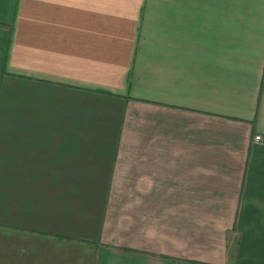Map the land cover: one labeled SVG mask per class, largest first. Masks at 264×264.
<instances>
[{
  "label": "crops",
  "instance_id": "0c3cea01",
  "mask_svg": "<svg viewBox=\"0 0 264 264\" xmlns=\"http://www.w3.org/2000/svg\"><path fill=\"white\" fill-rule=\"evenodd\" d=\"M0 264H264V0H0Z\"/></svg>",
  "mask_w": 264,
  "mask_h": 264
},
{
  "label": "built area",
  "instance_id": "2783aa9c",
  "mask_svg": "<svg viewBox=\"0 0 264 264\" xmlns=\"http://www.w3.org/2000/svg\"><path fill=\"white\" fill-rule=\"evenodd\" d=\"M254 140H255L256 142H261V141H262L261 137L258 136V135L254 137Z\"/></svg>",
  "mask_w": 264,
  "mask_h": 264
}]
</instances>
